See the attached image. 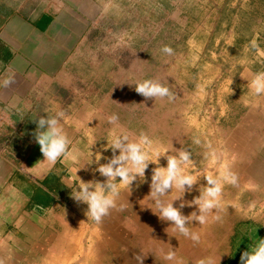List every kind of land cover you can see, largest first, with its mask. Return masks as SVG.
Returning a JSON list of instances; mask_svg holds the SVG:
<instances>
[{"label": "rangeland", "instance_id": "rangeland-1", "mask_svg": "<svg viewBox=\"0 0 264 264\" xmlns=\"http://www.w3.org/2000/svg\"><path fill=\"white\" fill-rule=\"evenodd\" d=\"M238 1L231 0V5L235 6ZM94 2L96 16L72 52L62 98L65 118L78 127L83 151L90 135L103 136L113 127L107 124L106 118L115 114L119 128L131 135L143 132L162 143L188 149L196 169L217 174L227 164L239 178L237 186L224 188L220 220L210 218L203 226L195 221L194 225H189L200 235L199 242H193L179 234L172 236L168 222L161 221L148 208L151 207L147 196L150 174L155 167L150 163L145 181L134 182L130 194L127 191L121 194L120 202L126 208L111 212L115 214L111 216L122 219L120 231L121 236L124 232L126 237L127 256L134 260V255L141 252L148 260L159 256L164 264H201V261L214 264L230 253L237 228L244 229L246 219L264 220V195L248 190L247 162L236 160L238 145L233 135L248 102L257 98L249 95L247 79L250 77L242 71L251 67L249 64L253 61L260 60L261 54L255 52L253 56L242 57L230 51L235 39L233 29L241 13L240 9L234 12L233 24L228 28L230 18L223 12L227 5L225 0ZM245 6L246 1L242 0L241 7ZM218 9L220 30L210 42L207 35ZM260 21L261 17L255 18L248 28L257 30L256 22ZM245 23L243 19L238 26L245 27ZM256 38L258 33L253 35L252 45L257 43ZM163 45L172 47L174 55L162 57L159 49ZM149 77L167 83L173 99L146 100L135 91L134 85L127 83ZM196 139L199 144L194 143ZM105 142L101 138L92 151L101 150L100 145ZM101 151L100 163H105V157L110 158L112 152L110 149ZM208 153L214 156L205 158ZM159 163L165 166L166 159L159 158ZM95 166H88L87 180L103 181L104 177L92 171ZM205 183L203 177L198 181L199 185ZM197 195L199 192L194 185L184 199L191 200ZM173 203L176 206L179 201ZM194 210L195 206L181 209L185 215ZM251 242L254 243V239L244 238L241 244L246 248L242 247V251L248 250ZM170 249L175 256L166 260L165 254Z\"/></svg>", "mask_w": 264, "mask_h": 264}, {"label": "crops", "instance_id": "crops-1", "mask_svg": "<svg viewBox=\"0 0 264 264\" xmlns=\"http://www.w3.org/2000/svg\"><path fill=\"white\" fill-rule=\"evenodd\" d=\"M7 3L11 10L0 28V80L11 79L0 86V264H135L124 249L122 219L111 216L112 210L99 224L87 219V206L77 204L65 186L73 179L70 165L57 161L49 167L33 135L32 118L64 111L66 67L96 16L95 2ZM261 18L253 30L262 33L255 44L261 62L258 58L242 71L250 78L264 72V12ZM64 125L73 144L83 151L78 127L68 117ZM234 128L236 160L247 162L248 190L264 195V96L248 102ZM77 175L87 181L85 169ZM243 224L230 253L214 264H239L242 247L246 248L242 240L264 238V220L246 219ZM142 264H164V260L144 255Z\"/></svg>", "mask_w": 264, "mask_h": 264}, {"label": "clouds", "instance_id": "clouds-1", "mask_svg": "<svg viewBox=\"0 0 264 264\" xmlns=\"http://www.w3.org/2000/svg\"><path fill=\"white\" fill-rule=\"evenodd\" d=\"M159 53L166 59L174 55V50L169 45H163ZM10 83V77L0 80V86H7ZM127 83L134 85L135 91L146 100L167 98L171 101L173 99V93L168 84L159 79L149 77ZM247 85L250 96H264V72L254 73L250 79H247ZM45 113L46 115L38 114L32 118L36 125L33 135L42 153V161L49 167L54 166L57 161L67 162L70 165V174L73 179L69 180L65 186L71 190L69 195L77 204L87 206L85 216L96 224L108 216L111 210L123 211L126 208V205L120 202L121 194L124 191L130 194L134 182L145 181V171L151 163L155 167L151 169L150 190L147 195L151 207H147L161 221L168 222V227L172 229V236L176 237V234H179L193 242H199V233L189 225H194L193 221H195L196 224L203 226L209 222L210 218L220 220L219 212L224 207L222 195L225 186L235 187L239 183L238 176L227 164H224L217 174L196 169L193 166L192 153L188 149L182 146L173 147V143H162L143 132L131 135L119 128L115 114L106 118L107 124L113 127L103 136L90 135L86 150L81 151L73 144L66 132L65 112L55 110L53 114ZM101 138L106 142L100 145V149H110L112 152L110 158L105 157V163H100L101 150L92 151L93 145ZM194 143L199 144L200 141L196 139ZM208 155L214 156V153L206 154L205 158ZM161 157L166 159L165 166L159 163ZM92 164L96 165L92 171L104 177L103 181L95 179L85 181L77 175L78 170H88V166ZM201 177L206 181L203 185L198 184ZM194 185L197 186L199 195L191 200H185V193H191ZM174 201L179 203L174 206ZM185 206H195V210L185 215L181 211ZM143 256L141 252L135 254V264H142ZM174 256L175 252L170 249L164 258L172 260ZM201 264H211V262L201 261ZM239 264H264V238L257 239L249 245L248 250L241 252Z\"/></svg>", "mask_w": 264, "mask_h": 264}, {"label": "trees", "instance_id": "trees-1", "mask_svg": "<svg viewBox=\"0 0 264 264\" xmlns=\"http://www.w3.org/2000/svg\"><path fill=\"white\" fill-rule=\"evenodd\" d=\"M8 1H10V0H8ZM225 1H226L227 5L223 9V12L226 13V15L230 18V23L228 24V26H229L228 28H230L233 24V23H231V21L233 22L234 12L239 10V9H240L239 11L241 13V19L238 21V23L240 21H242L243 19L246 20L245 27L238 26V23H237V25H235V28L233 29L234 33H235V39H234L233 45L229 47L230 51L233 54H236L235 56H242V57L243 56L248 57L250 55L253 56L255 54V52H257V47L255 45H252L250 42L252 40L253 35L256 33L251 30V27L248 28V25H249L250 21H252V23H253L255 18L261 17V13L264 12V0L246 1L245 8L241 7L242 0H239L235 4V6L231 5V0H225ZM10 7L11 6H10V4L7 3V0H0V28L2 27L3 23H5V21L9 17V13H10L9 11L11 10ZM218 13H219V9L214 14L215 19L213 20V25L209 31V34L207 35V37H209V39H210V42H213L214 39L219 34L220 25H218V22L220 23V21L217 18ZM256 24H258V23L256 22ZM258 35H259V38H262L261 31L258 32ZM263 35H264V33H263ZM260 41H261V39H260ZM246 47H247V50H245Z\"/></svg>", "mask_w": 264, "mask_h": 264}]
</instances>
